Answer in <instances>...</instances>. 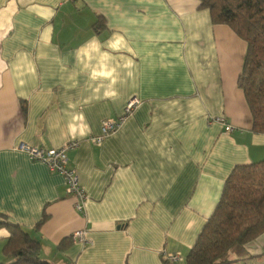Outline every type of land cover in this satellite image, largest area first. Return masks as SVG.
Returning a JSON list of instances; mask_svg holds the SVG:
<instances>
[{
	"label": "crops",
	"instance_id": "crops-1",
	"mask_svg": "<svg viewBox=\"0 0 264 264\" xmlns=\"http://www.w3.org/2000/svg\"><path fill=\"white\" fill-rule=\"evenodd\" d=\"M245 50L198 0H0L1 220L49 264H186L231 170L264 160L236 85ZM130 100L120 129L91 143ZM70 141L81 213L64 178L18 148ZM7 239L0 228L5 263ZM230 264H264V233Z\"/></svg>",
	"mask_w": 264,
	"mask_h": 264
},
{
	"label": "trees",
	"instance_id": "trees-1",
	"mask_svg": "<svg viewBox=\"0 0 264 264\" xmlns=\"http://www.w3.org/2000/svg\"><path fill=\"white\" fill-rule=\"evenodd\" d=\"M213 25L228 27L246 45L236 85L251 117L253 134L264 135V0H198ZM100 22L104 21L101 17ZM99 21L94 24L99 30ZM21 112L26 113L25 103ZM8 232L0 264H49L41 259L40 243L19 225L3 221ZM43 219L37 224L38 228ZM264 233V160L235 166L226 178L220 198L207 219L186 264H230L245 255V247ZM167 263V262H165Z\"/></svg>",
	"mask_w": 264,
	"mask_h": 264
},
{
	"label": "built area",
	"instance_id": "built-area-1",
	"mask_svg": "<svg viewBox=\"0 0 264 264\" xmlns=\"http://www.w3.org/2000/svg\"><path fill=\"white\" fill-rule=\"evenodd\" d=\"M137 105V100H130L117 119L104 120L101 123L100 134L97 137L90 138L91 143L100 145L105 138L119 130L123 123L132 115ZM217 121L223 123V118H218ZM224 130L225 132H231L233 129L231 126L225 125ZM78 145L77 141H70L57 149H43L31 147L29 145H20L18 148L25 152L30 160L43 164L49 171L57 173L64 178L66 192L73 199L74 210L81 213L83 212V204L87 196L80 184L78 174L74 169L69 167L67 157L68 152L75 150ZM86 235V231H76L72 233L70 238L74 243L88 245L90 241L87 239ZM164 260L170 264H175L181 260V257L178 254H165Z\"/></svg>",
	"mask_w": 264,
	"mask_h": 264
}]
</instances>
